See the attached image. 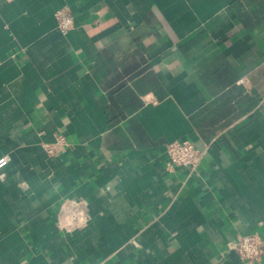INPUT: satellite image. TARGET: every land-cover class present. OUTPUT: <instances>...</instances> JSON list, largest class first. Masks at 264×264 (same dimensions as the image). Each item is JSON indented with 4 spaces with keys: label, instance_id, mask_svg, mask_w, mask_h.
<instances>
[{
    "label": "crops",
    "instance_id": "0c3cea01",
    "mask_svg": "<svg viewBox=\"0 0 264 264\" xmlns=\"http://www.w3.org/2000/svg\"><path fill=\"white\" fill-rule=\"evenodd\" d=\"M3 155L0 264H264V0H0Z\"/></svg>",
    "mask_w": 264,
    "mask_h": 264
},
{
    "label": "built area",
    "instance_id": "2783aa9c",
    "mask_svg": "<svg viewBox=\"0 0 264 264\" xmlns=\"http://www.w3.org/2000/svg\"><path fill=\"white\" fill-rule=\"evenodd\" d=\"M56 24L59 31L66 33L74 26L72 15L67 9H58L55 12ZM57 142L61 144L63 139L59 137ZM48 146V145H47ZM47 150L52 152L53 147L48 146ZM166 167L172 168L175 166L196 165L203 156V151L196 147L193 141L189 139H175L166 144ZM9 156L3 155L0 157V169L4 167ZM72 207L77 205L71 204ZM77 212L75 213V215ZM235 249L243 261L260 260L264 253V243L261 236L257 233H247L241 235L235 244Z\"/></svg>",
    "mask_w": 264,
    "mask_h": 264
}]
</instances>
